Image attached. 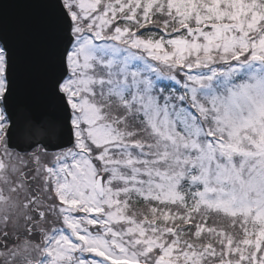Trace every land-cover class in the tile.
<instances>
[{
	"label": "snow or ice",
	"instance_id": "1",
	"mask_svg": "<svg viewBox=\"0 0 264 264\" xmlns=\"http://www.w3.org/2000/svg\"><path fill=\"white\" fill-rule=\"evenodd\" d=\"M0 264H264V0H0Z\"/></svg>",
	"mask_w": 264,
	"mask_h": 264
}]
</instances>
